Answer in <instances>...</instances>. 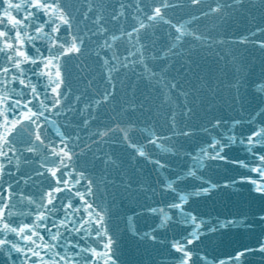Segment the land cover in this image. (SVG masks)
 I'll use <instances>...</instances> for the list:
<instances>
[{
  "label": "water",
  "instance_id": "water-1",
  "mask_svg": "<svg viewBox=\"0 0 264 264\" xmlns=\"http://www.w3.org/2000/svg\"><path fill=\"white\" fill-rule=\"evenodd\" d=\"M259 155L264 0H0V264H264Z\"/></svg>",
  "mask_w": 264,
  "mask_h": 264
},
{
  "label": "snow or ice",
  "instance_id": "snow-or-ice-1",
  "mask_svg": "<svg viewBox=\"0 0 264 264\" xmlns=\"http://www.w3.org/2000/svg\"><path fill=\"white\" fill-rule=\"evenodd\" d=\"M222 147L221 146V149H217L216 151L217 152H220L222 150ZM246 151L249 153V154H252V155H255L254 153H252V149L249 147V148H246ZM222 159H226V157H221ZM256 159H258L260 162H262V164H264V155H259L256 157ZM194 164V168H199V167H202V163L199 161V160H195L193 162ZM240 166L241 167H248L247 164H245L244 162H240ZM250 172H254V173H258L259 176L261 178H264V167H255V168H249L248 169ZM189 175H194V172H190ZM246 182H250L252 183L255 187H254V191H256L257 193H264V186H260V185H257V181L255 178L249 180V181H246ZM211 187H215V185H212ZM209 189H204L202 192H192V193H188V194H185V195H180L179 196V201L180 203H173L171 205V207H174V208H177V209H180L181 210V221L184 222V223H190L191 225L194 226V230H192L190 233L192 235H196V234H199L200 232V225L201 224H204L205 222L203 220H201L199 222V224L196 222V217L191 215L190 213H185L183 212V203L187 202L189 196H200V195H204L206 192H208Z\"/></svg>",
  "mask_w": 264,
  "mask_h": 264
}]
</instances>
